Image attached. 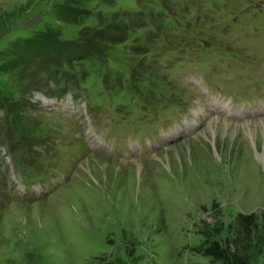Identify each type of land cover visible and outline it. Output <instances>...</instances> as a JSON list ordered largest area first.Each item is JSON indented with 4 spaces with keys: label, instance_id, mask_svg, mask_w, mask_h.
Returning <instances> with one entry per match:
<instances>
[{
    "label": "rangeland",
    "instance_id": "374dc122",
    "mask_svg": "<svg viewBox=\"0 0 264 264\" xmlns=\"http://www.w3.org/2000/svg\"><path fill=\"white\" fill-rule=\"evenodd\" d=\"M214 239L264 264V0H0V264H227Z\"/></svg>",
    "mask_w": 264,
    "mask_h": 264
},
{
    "label": "trees",
    "instance_id": "16d2710c",
    "mask_svg": "<svg viewBox=\"0 0 264 264\" xmlns=\"http://www.w3.org/2000/svg\"><path fill=\"white\" fill-rule=\"evenodd\" d=\"M50 48L47 44L42 43L40 41H29L28 45L25 48V51L21 54V56L25 57L26 54H30L32 56H37L38 54H43L46 51H49ZM238 221V235L240 239H248L250 241L252 236V225L255 224V214L253 212L249 213H238L237 214ZM250 244L245 246V248H249ZM196 249L198 247H195ZM204 254L212 255L215 258L221 259L223 262L227 264H249V256L245 253H237L230 251L228 246H223L220 244L218 240H212L210 244L207 246H203L200 248Z\"/></svg>",
    "mask_w": 264,
    "mask_h": 264
},
{
    "label": "bare ground",
    "instance_id": "6f19581e",
    "mask_svg": "<svg viewBox=\"0 0 264 264\" xmlns=\"http://www.w3.org/2000/svg\"><path fill=\"white\" fill-rule=\"evenodd\" d=\"M257 82H262L259 78H257L256 80ZM223 107H225L224 105H221ZM254 123V122H253ZM219 124V125H218ZM229 124H230V120H226L224 118H220V117H216L214 118L209 124H208V127H209V134H206L207 137L209 139H211V135L215 138L216 136H218V138L221 136L223 137V142H225V137L228 136V135H222L223 134V131L227 130L229 128ZM246 124V123H245ZM242 126L244 124H241ZM252 125V124H251ZM232 128V126H231ZM233 129V128H232ZM237 131V130H236ZM250 133H252L253 131L252 130H249ZM222 133V134H221ZM93 140V139H92ZM219 140V139H218ZM218 140L216 141L215 140V144H216V148H217V151L220 153V150L218 149ZM209 144V143H208ZM203 146H204V143H203ZM204 148V147H203ZM251 149V148H250ZM251 151V150H249ZM248 151V152H249ZM208 154V153H207ZM209 155L211 156V160L214 161V158L211 154V152L209 153ZM216 161V160H215ZM193 163V162H192ZM174 174V173H173ZM14 212V211H12ZM2 239V238H1Z\"/></svg>",
    "mask_w": 264,
    "mask_h": 264
}]
</instances>
